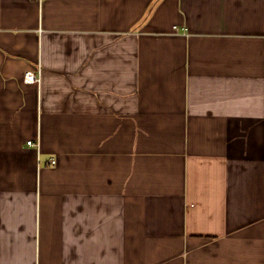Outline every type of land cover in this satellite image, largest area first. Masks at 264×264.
<instances>
[{"label":"crops","instance_id":"1","mask_svg":"<svg viewBox=\"0 0 264 264\" xmlns=\"http://www.w3.org/2000/svg\"><path fill=\"white\" fill-rule=\"evenodd\" d=\"M0 264H264V0H0Z\"/></svg>","mask_w":264,"mask_h":264},{"label":"built area","instance_id":"2","mask_svg":"<svg viewBox=\"0 0 264 264\" xmlns=\"http://www.w3.org/2000/svg\"><path fill=\"white\" fill-rule=\"evenodd\" d=\"M26 82L27 83H40L41 82V75H38L36 72H33V71L32 72H28L26 74ZM28 145L36 146V144L34 143V141H29L28 142ZM52 164H56V162L55 161H52Z\"/></svg>","mask_w":264,"mask_h":264}]
</instances>
